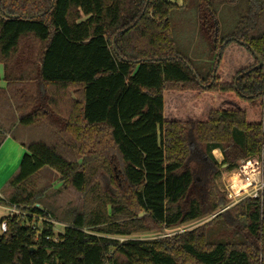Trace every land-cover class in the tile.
I'll use <instances>...</instances> for the list:
<instances>
[{
  "label": "trees",
  "instance_id": "16d2710c",
  "mask_svg": "<svg viewBox=\"0 0 264 264\" xmlns=\"http://www.w3.org/2000/svg\"><path fill=\"white\" fill-rule=\"evenodd\" d=\"M173 11L203 54L176 45ZM258 57L264 0H0V145L26 149L0 204L48 217L31 205L43 167L89 195L59 233L29 214L0 218V264H264V189L219 212L215 180L261 155L264 177ZM167 92L185 96L171 118Z\"/></svg>",
  "mask_w": 264,
  "mask_h": 264
},
{
  "label": "rangeland",
  "instance_id": "374dc122",
  "mask_svg": "<svg viewBox=\"0 0 264 264\" xmlns=\"http://www.w3.org/2000/svg\"><path fill=\"white\" fill-rule=\"evenodd\" d=\"M172 3H175L177 5L182 4V0H168ZM228 15V14H227ZM171 23L175 28L176 31V37L178 38L176 45L177 46H182L183 48H187L186 51L187 53L193 52H198L199 54H203V51L205 50L203 43L198 42V37L194 36L193 40L188 41L186 36H193V35H187L188 28L186 29L185 25L186 23L182 20V13L180 11L177 12H172L171 13ZM189 19V17H188ZM223 19L219 18L220 23L222 22ZM189 46V47H188ZM201 52V53H200ZM178 93V92H177ZM185 95V94H184ZM178 96V98H177ZM173 95L170 92H167L166 96V115L168 118H171V115H169L170 111L172 109H176V113H179V111H183L185 109V106H183V101L184 97L180 94ZM175 100L179 102V104L176 107L174 106ZM173 107V108H172ZM186 110V109H185ZM187 112H185L186 114ZM188 115V114H187ZM43 137L42 135H40ZM13 142H8L0 145V190L1 188L5 185V182L14 174V172L17 171L19 163L21 161V158L23 154L26 152L25 147L22 146L23 150L22 153H20V150L18 152V146H15L16 144H12ZM21 147V145H20ZM212 155L215 158L216 162L221 165L223 161V156L222 153L219 149H214L212 151ZM243 164V161L240 160L238 162V167L240 168L241 165ZM116 166V165H114ZM226 165L222 164L221 165V172L216 176V184L220 190L223 191L227 202L225 203L223 210L228 209L229 207L235 205H231L233 202L230 200L227 195H228V187H227V181H228V175L230 172L225 170ZM237 167V168H238ZM116 168H114L115 170ZM118 176V175H117ZM33 186L35 187V191L40 194V202L41 206L39 203L31 204L32 206L36 208H40L44 211H47L49 213V216L46 218H43L40 215L36 214H30V212L27 210L26 207L28 206H17V215H31L32 218L37 221V226L41 224V220L46 219L50 222L53 223L54 231L55 233H59L63 231V227L66 225L67 221H65V213L67 209L73 208V209H78L80 206L84 203L87 204V200L89 199V195L87 194L86 198L83 195H80L76 193L71 187L69 186H64L62 183L59 181V176L56 174L52 169L48 167H43L39 174L35 177ZM93 189H95L93 187ZM109 191H111L115 196H119L120 194V189L116 187H110L108 188ZM85 198V200H84ZM241 201V200H240ZM30 205V206H31ZM8 204H0V218L2 216L5 217L6 214H8V210H3ZM221 212V209L219 210ZM218 212V213H219ZM217 214V213H216ZM216 214H211L206 217H203L199 220L196 221H190L186 222L184 224H181L177 227L170 228V229H162L160 232H152V233H147L143 235H134V237H140V238H160V237H171L176 234L192 230L198 226H201L202 224L206 223L207 221L211 220ZM143 213H140L139 216H142ZM221 232H219L216 229H213L210 231L209 235L210 238L212 237H217L220 235Z\"/></svg>",
  "mask_w": 264,
  "mask_h": 264
},
{
  "label": "built area",
  "instance_id": "2783aa9c",
  "mask_svg": "<svg viewBox=\"0 0 264 264\" xmlns=\"http://www.w3.org/2000/svg\"><path fill=\"white\" fill-rule=\"evenodd\" d=\"M242 161L241 167L231 171L228 175L227 197L233 201L231 205L246 197L259 198L262 196L264 189V177L261 165L262 155ZM6 209L8 210L7 217L17 216L18 212L15 204H8ZM6 227V221H0V235L6 232Z\"/></svg>",
  "mask_w": 264,
  "mask_h": 264
},
{
  "label": "crops",
  "instance_id": "0c3cea01",
  "mask_svg": "<svg viewBox=\"0 0 264 264\" xmlns=\"http://www.w3.org/2000/svg\"><path fill=\"white\" fill-rule=\"evenodd\" d=\"M8 140H10V142H13L12 144H16L15 146H18L17 148H18V152H19V150H20V153H22V150H23V148H22V146L20 147V144L19 143H17L16 141H14L13 139H11L9 136H7L5 139H4V143H6V142H8ZM1 207H3V210L5 211V210H7L6 209V207L4 208V206H1ZM7 216V214L5 215V217ZM4 217V216H3ZM1 218H2V216H1Z\"/></svg>",
  "mask_w": 264,
  "mask_h": 264
},
{
  "label": "water",
  "instance_id": "95a60500",
  "mask_svg": "<svg viewBox=\"0 0 264 264\" xmlns=\"http://www.w3.org/2000/svg\"><path fill=\"white\" fill-rule=\"evenodd\" d=\"M126 29H127V28L123 29L122 32H124ZM216 29H217V28H216ZM257 59H258V63H257V65H256L255 67H253V68H260V67H262V66L264 65V59H262V58H260V57H258ZM239 76H241V75H239ZM222 210H223V208H221V211H222Z\"/></svg>",
  "mask_w": 264,
  "mask_h": 264
}]
</instances>
